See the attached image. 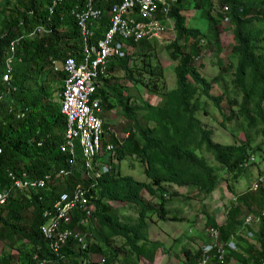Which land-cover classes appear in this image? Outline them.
<instances>
[{
	"label": "trees",
	"instance_id": "16d2710c",
	"mask_svg": "<svg viewBox=\"0 0 264 264\" xmlns=\"http://www.w3.org/2000/svg\"><path fill=\"white\" fill-rule=\"evenodd\" d=\"M54 1L0 0V191L11 186L8 174L17 179L47 177L43 188L11 191L0 205V264H38L40 260L49 264H81L84 252L72 242L55 257L39 232L45 220L44 210L51 208L59 194H69L76 184L86 189L94 212L85 226L74 211L66 227L91 231L97 241L96 251L103 252L104 245L110 255L105 264H114L119 253L128 260L126 264L133 257L152 261L161 244L148 238L147 215H155L157 221H183L176 215L169 217L165 186L187 187L207 197L222 181L236 182L249 170H255L257 173L252 175L257 178L264 171V0H176L165 6V13L164 7L158 5L155 17L174 30L173 41L165 46L170 60L176 63V86L172 90L163 88L164 71L154 43H133L115 37L114 44L124 42L126 47L136 50L131 55L123 50L122 57L111 55L104 75L98 78L95 98L99 99L102 120L105 116L106 135L101 147L110 144L112 149L94 158L98 162L103 158L111 169L93 183L86 178L79 148L74 151L73 164L68 153L60 152L65 118L60 113V104L53 101L52 91H62L64 61L72 58L79 63L84 56L76 14L89 8L101 13L97 19L87 21L91 33L88 43L95 44L109 26L110 10L123 0H57L52 6ZM188 11L196 12V19L204 20L206 27L188 26L184 15ZM227 24L233 42L225 56L226 63L216 60L219 73L207 81L202 75L201 61L205 53L211 58L213 54L215 57L222 54L221 35ZM139 48L143 50L141 53H137ZM7 62L11 78L5 83L2 75ZM229 69L226 84L224 76ZM56 81H61L59 88ZM127 83L135 93L146 92L159 101L152 104L139 100L129 93ZM214 83L223 85L220 95L211 94ZM228 94L232 96L227 98ZM202 99L220 111V125L237 122L244 136L242 142L226 145L213 142L212 130L195 117L197 111L203 110ZM223 102L228 104V115L221 112ZM115 109L125 119L128 132L122 143L108 130L106 119ZM20 114L22 117L18 118ZM256 139L260 140L254 145ZM203 153L209 154L217 166H210ZM128 156L141 164L146 182L121 176L119 163ZM111 160H115V166ZM221 170L226 173L224 179L218 174ZM60 171L66 174L61 176ZM227 189L232 191L228 184ZM142 191L156 199L155 204L145 202L140 195ZM234 198L220 225L214 216L203 211L204 226L217 230L218 241L224 247L232 239L235 241V250L225 252L223 264L231 260L236 264H264V224L254 233L243 222L261 208L264 184L256 192L248 189ZM110 202L131 206L136 218L132 222L121 221L108 205ZM242 209L246 217L239 219ZM237 228L240 234H235ZM116 239L118 245L112 246ZM201 242H208L207 236ZM173 243L171 250L179 246L181 264H200V249L183 248L177 245L180 240L176 238ZM146 244L151 246L146 248ZM206 264L216 261L211 259Z\"/></svg>",
	"mask_w": 264,
	"mask_h": 264
},
{
	"label": "built area",
	"instance_id": "2783aa9c",
	"mask_svg": "<svg viewBox=\"0 0 264 264\" xmlns=\"http://www.w3.org/2000/svg\"><path fill=\"white\" fill-rule=\"evenodd\" d=\"M57 1V0H56ZM53 2V5L56 3ZM92 0H89L91 2ZM176 0H123L119 6H113L109 14V26L100 39L95 44L88 43L90 32L87 29L89 19H97L101 13L98 10L87 9L76 14L78 26L84 41V56L79 63L72 58L64 61L62 70L65 74L62 81V91L60 93V113L65 118V129L63 140L59 146L61 153H68L71 162L74 163L75 147L78 146L82 158L86 178L92 183L100 177V174L107 173L110 165L100 164L94 158L99 157L104 151L112 149L110 144L101 147L104 139L103 120L99 99L95 98L97 82L99 76H103L107 66L108 58L111 55L123 56V50L128 51L124 42H115V37L130 40L133 43L145 41L151 43L158 39L166 30V24L155 17L157 6L162 5L163 13L166 12L165 6ZM51 8L49 10L51 11ZM163 15V14H162ZM12 44L10 46V51ZM54 64V63H53ZM54 69H57L55 66ZM11 78V67L9 62L6 65V72L2 75V81L8 82ZM22 117V114L17 116ZM253 160L250 159V162ZM66 172L60 171L59 175ZM10 188L7 192L0 193V205L5 202L7 195L11 191L29 192L39 190L44 187L47 177L44 179H17L12 174H8ZM264 184V171L261 176L255 177L249 186V191L256 192ZM264 202V200H263ZM77 211L80 215V224L88 226V218L94 212L92 205L88 203L86 189L80 184L72 187L70 193L63 192L58 195L50 209L44 210L42 216L44 222L39 226V232L43 239L48 243L50 252L58 257L61 249L72 242L79 251L86 252L93 242L92 234L79 230L68 229L66 226L71 223L73 212ZM245 224L253 227L254 232L258 230L261 223L264 224V203L256 215H249L245 218ZM208 242L200 246L202 260L200 264H206L214 259L216 264H223L225 251L235 250V243L231 240L223 246L218 241V232L214 228L205 231ZM248 236H251L248 234ZM38 264H49L45 260H40Z\"/></svg>",
	"mask_w": 264,
	"mask_h": 264
},
{
	"label": "rangeland",
	"instance_id": "374dc122",
	"mask_svg": "<svg viewBox=\"0 0 264 264\" xmlns=\"http://www.w3.org/2000/svg\"><path fill=\"white\" fill-rule=\"evenodd\" d=\"M185 18L187 20L188 26H192L194 24L195 27H200L204 29L206 27V22L204 20H197L196 19V12L194 11H188L184 13ZM195 22V23H194ZM223 32L221 35L222 45L224 47V50L222 54L218 55V57H215L214 54L212 55L214 58H211V56H208V53H205L204 58L202 59L203 69H202V75L205 77L207 81H209L211 78L215 77L219 73L218 64L217 61H223L225 64V56L229 52V48L232 45V34H231V28L230 26L224 25L223 26ZM174 39V30L172 27L167 24L166 30L162 33V35L156 39L153 40L151 43H154L155 51L157 52L158 60L160 64L162 65V69L164 71V77L163 78V88L165 90H172L175 88V75H174V66L175 62H172L168 56V50L165 48V46L172 42ZM162 43V44H161ZM165 44V45H163ZM208 51V50H207ZM209 52V51H208ZM211 54V52H209ZM132 54V51L130 49L129 55ZM209 54V55H210ZM136 55V53H135ZM210 57V58H208ZM213 59V60H212ZM199 62V61H198ZM221 63V62H219ZM230 73L231 70L229 69L225 77L226 84H229L230 79ZM38 84L40 82L39 77L37 78ZM30 83V80L28 81ZM126 86L129 88V93L136 95L139 100L143 99L145 101H148L149 103L156 104L159 99L157 97H154L146 92L140 91L139 93H135L134 89L131 88V84L127 83ZM224 90L223 85L220 83L213 85V89L211 90V94L216 96L220 95L222 91ZM232 96L231 94L227 95ZM60 101V100H59ZM203 103V110L197 111L195 113V117L199 119V121L204 125L207 129L212 130V140L213 142L220 143L222 145L226 144H235L240 143L243 141L244 136L242 133V130L237 125L236 121H233L228 124L220 125V122L222 121V115L220 111L216 109V107L212 106L211 102L208 100L202 99ZM228 105V104H227ZM225 102L221 104V112L225 113V115L229 114L228 106ZM105 116H103V122H104ZM109 129L112 128L114 135L119 139V141L122 143L124 140L128 137V132L126 130L125 126V119L120 116L117 112V110H113L109 113L107 119ZM106 136V135H105ZM111 137V136H110ZM260 139H256L254 145H257ZM77 145L75 147V151L77 152ZM75 152V153H76ZM200 155L199 153H197ZM203 156L205 157L207 163L210 166H217L215 165V162L213 161L212 157L209 154L203 153ZM255 159L258 160V156L255 155ZM100 164H104V159H99ZM115 161L113 162V166H115ZM118 169L120 171L121 176H128L132 179L138 181V182H146V177L143 174V169L140 163L137 161H134L132 157H127L123 161L119 163ZM219 175L224 179L226 177V173L224 171H218ZM257 172L255 170H249L245 172L241 176L239 180L236 182H231L229 180L222 181L221 184L218 186V188L215 189V191L210 194L209 196H202L200 195L196 190H191L188 188H176L179 192H181V196H176V191L169 190L167 193L171 194V196H167L166 199H169L167 204V209L170 211L169 217L172 215H176L178 218H181L183 221L179 222H173V221H157V217L155 215H147V218H150V221H148V238L151 241L152 239H158L163 241V245H165V248L168 249L166 254L163 255V260L161 261V264H181V257L179 254V246L173 247L175 245L173 243V238L179 239L180 244L183 248H188L192 251H196L200 249L201 235L204 236V212H207L209 215H212L215 217V220L218 225L222 224L224 222L226 211L234 204V196L239 193H244L248 187V183L250 182L249 175L250 174H256ZM251 179H253V176H250ZM227 184L231 187L232 191H228ZM168 186V185H167ZM167 186H165V189L167 190ZM8 188H4L0 191L7 192ZM141 197L145 202H148L150 204H155L154 202L156 199L150 198V196L146 192H141ZM109 206L114 209L115 215L123 221L124 219L129 220V222H132L136 218V212L134 209L121 202H110L108 203ZM245 212L242 209V212L238 215V218H244ZM246 217V216H245ZM155 221V222H154ZM92 222V221H91ZM156 224V227L154 226ZM94 226V223L92 224ZM95 228V227H93ZM192 229L191 232H187ZM184 233L186 234V237H184ZM235 234H239V229H236ZM199 238V239H198ZM94 241V238H93ZM115 242H119V239H116ZM95 244V243H94ZM115 246V245H114ZM151 246L150 244H146V248H149ZM103 254L104 256H107L105 252V247L103 248ZM2 251V243L0 242V254ZM110 255L108 254L107 257ZM97 258V256H96ZM143 258V257H142ZM128 262L127 259L121 256L120 259H117V261L114 264H126ZM104 264V263H102ZM229 264H236L234 261H230Z\"/></svg>",
	"mask_w": 264,
	"mask_h": 264
},
{
	"label": "crops",
	"instance_id": "0c3cea01",
	"mask_svg": "<svg viewBox=\"0 0 264 264\" xmlns=\"http://www.w3.org/2000/svg\"><path fill=\"white\" fill-rule=\"evenodd\" d=\"M195 23V22H194ZM194 25V24H193ZM162 44V43H161ZM169 44V43H168ZM167 44V45H168ZM163 45H165V44H163ZM130 49H131V51L132 52H134L135 50H136V48H131V47H128V51H130ZM143 50L141 49V48H139V50L137 51V53H141ZM56 84H57V86H58V88L61 86V81H56L55 82ZM55 88V87H54ZM60 91H59V89H57V91H55L54 92V90L52 91V98H53V101L54 102H56V103H58V104H60ZM109 130V132L112 134V133H114L113 132V130H112V128L111 129H108ZM104 140H105V135H104ZM78 148V147H77ZM76 150V149H75ZM250 176H253L252 174H250L249 175V178H250V182H251V177ZM253 177H255V176H253ZM178 186H176V185H171V186H167V191H169V190H174V191H176V196H181V192H179L176 188H177ZM178 188H183V187H178ZM166 196H167V194H166ZM155 222V221H154ZM155 225V227H156V224L157 223H154ZM217 224H219V223H217ZM191 232V231H190ZM201 238H203L204 239V237H203V235H201ZM174 239L175 238H173L172 240L174 241ZM151 241H157V242H159L160 244H161V246H159L158 247V250L154 253V256H153V259H152V261H149V260H147L146 258H142V257H139V258H136V257H133V259L128 263V264H161V261L163 260V255H165L166 253L164 252V250L166 249L165 248V245L164 246H162L164 243H163V241H161V240H158V239H152ZM176 242V241H175ZM95 243V244H94ZM117 246L118 244H117V242H114L113 243V245L112 246ZM66 246V245H65ZM64 246V247H65ZM96 246H97V241L94 239V241L90 244V249H89V251L88 252H84V255L80 258V260H79V262L81 263V264H102V263H104L105 264V262H103L104 260H106V257L108 256V254H107V256H104V254L102 253V252H100V253H98L97 251H96ZM110 246V245H109ZM63 247V248H64ZM102 247L104 248V245H102L101 246V249H102ZM108 247V246H107ZM110 248H111V246H110ZM67 249V248H66ZM96 256H97V258H96ZM121 256L123 257V255L121 254V253H119L118 255H117V258L118 259H120L121 258ZM110 257V256H109ZM102 260V261H101ZM171 264V263H170Z\"/></svg>",
	"mask_w": 264,
	"mask_h": 264
},
{
	"label": "clouds",
	"instance_id": "9594fccd",
	"mask_svg": "<svg viewBox=\"0 0 264 264\" xmlns=\"http://www.w3.org/2000/svg\"><path fill=\"white\" fill-rule=\"evenodd\" d=\"M114 161H115V160H111V162H112L111 164H113ZM99 163H100V162H99ZM104 163H105V162H104ZM106 163H109V162H106ZM115 163H116V162H115ZM108 165H109V164H108ZM110 169H111V165H110ZM110 169H109V170H110ZM254 178H255V177H254ZM253 180H254V179H252L251 182H252ZM251 182L248 183V187H247L246 190H248V188H249ZM169 186H171V185H169ZM183 188H185V187H183ZM186 188H187V187H186ZM166 191H167V190H166ZM167 192H168V191H167ZM167 192H166V193H167ZM167 196L170 197L171 194H168V193H167ZM167 196H165V197L167 198ZM234 199H235V198H234ZM263 203H264V202H262V206H263ZM262 206H261V208H262ZM261 208H260L259 210H256V214L258 213V211L261 210ZM244 221H245V219L243 220V222H244ZM250 228H251V230L254 232L253 227H250ZM207 229H208V228H205V229H204V236H203V237H206V235H205V231H206ZM89 232L91 233V231H89ZM254 233H255V232H254ZM91 234H92V233H91ZM239 234H240V231H239ZM92 237H93V236H92ZM202 240H203V239H202ZM207 240H208V238H207ZM232 241H233V239H232ZM233 242L235 243V241H233ZM205 243H206V242H205ZM201 244H203V243L201 242ZM66 245H67V244H66ZM235 247H236V246H235ZM227 250H229V249H227ZM227 250H226V251H227ZM226 251H225V252H226ZM101 261H102V260H101ZM103 262H104V261H103Z\"/></svg>",
	"mask_w": 264,
	"mask_h": 264
}]
</instances>
